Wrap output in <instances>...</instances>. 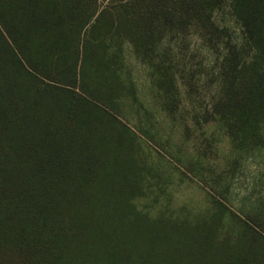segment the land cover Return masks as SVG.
<instances>
[{
  "label": "trees",
  "instance_id": "obj_1",
  "mask_svg": "<svg viewBox=\"0 0 264 264\" xmlns=\"http://www.w3.org/2000/svg\"><path fill=\"white\" fill-rule=\"evenodd\" d=\"M192 37L215 53L194 83L169 62ZM125 43L181 135L216 123L239 154L263 143L264 0H0V264H264V201L236 211L216 166L145 127ZM201 80L207 102L183 119L179 86ZM174 170L200 198L132 206Z\"/></svg>",
  "mask_w": 264,
  "mask_h": 264
},
{
  "label": "rangeland",
  "instance_id": "obj_2",
  "mask_svg": "<svg viewBox=\"0 0 264 264\" xmlns=\"http://www.w3.org/2000/svg\"><path fill=\"white\" fill-rule=\"evenodd\" d=\"M217 17L220 23L227 27L231 41L233 43L241 42L240 28L230 17L226 7L217 13ZM188 42L189 44L187 43L184 48V54L177 59L172 56L175 51H169V62L172 66L171 72H175V76H182L194 83L197 76L193 75L191 71L203 74L207 72L213 66L215 53L201 45L194 37L189 38ZM164 46L170 49L171 39L169 42H165ZM122 53L125 73L133 83L134 96L140 106L138 118L142 123L147 121L145 127L155 130L156 126L160 125L163 134L162 140H166L164 137L166 133L172 141L171 146L180 143L182 152L189 150L192 153L195 150V153L199 154L203 160L200 161L203 170L210 164L216 166L217 170H214L210 177L216 178L219 182H226L229 204L236 211L241 213L243 210L253 209L262 203L264 201V141L261 145L239 154L237 151L229 149L223 131L216 123H201L200 126L189 127L181 135L180 127L167 121L164 115L158 111L159 103L156 102V94L153 90L151 70L136 58L128 43L123 45ZM205 78L203 76V79ZM205 80L207 81V79ZM210 92L211 87L204 80H201L198 85L193 84L188 89L179 86L183 119L194 108L203 107ZM129 117L132 122L137 118L135 114ZM178 118L182 120L179 114ZM171 146L167 148H171ZM225 164L230 166V169H226ZM181 172L164 171L163 178L165 179L160 184L145 186L143 191L132 199V206L151 214L155 209L151 201H156L157 205L161 207H167L170 202L178 204L188 198L196 201L200 198L197 187H203V185L189 174Z\"/></svg>",
  "mask_w": 264,
  "mask_h": 264
}]
</instances>
